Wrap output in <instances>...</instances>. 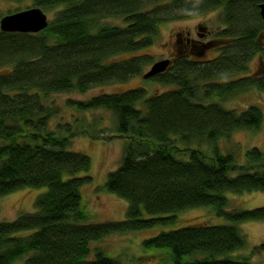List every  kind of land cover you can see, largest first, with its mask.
Masks as SVG:
<instances>
[{
    "label": "trees",
    "instance_id": "1",
    "mask_svg": "<svg viewBox=\"0 0 264 264\" xmlns=\"http://www.w3.org/2000/svg\"><path fill=\"white\" fill-rule=\"evenodd\" d=\"M6 1L58 10L39 33L0 31V198L25 188L47 189L35 199L33 213L0 222V264L22 259L23 264H119L100 250L91 255V243L171 225L177 213L202 207H213L230 224L161 232L141 244L161 252L142 261L253 264L247 256H233L245 247L236 225L264 221V206L224 212V195L264 192V141L262 148L244 152L242 165L232 153L221 154L216 143L262 126L259 108L237 113L218 101L250 88L264 92V68L259 77L233 78L245 74L255 57L264 66L259 9L264 0ZM216 10H221L223 28L215 39L186 45L178 38L184 48L163 73L149 79L170 90L148 96L136 88L67 101L79 113L111 112L117 136L128 140L119 167L104 185L126 201L125 219L87 224L79 189L91 179L77 175L88 173L90 160L68 150L71 140L86 131L68 123L50 129L60 108L47 106L43 98L128 81L151 63L147 55L135 53L152 46L159 24ZM107 19H120L123 26H97ZM122 55L130 56L116 59ZM20 232L30 234L17 236Z\"/></svg>",
    "mask_w": 264,
    "mask_h": 264
},
{
    "label": "rangeland",
    "instance_id": "2",
    "mask_svg": "<svg viewBox=\"0 0 264 264\" xmlns=\"http://www.w3.org/2000/svg\"><path fill=\"white\" fill-rule=\"evenodd\" d=\"M30 1L10 2L0 0V18L18 11L32 8ZM55 10L43 11L50 21L55 15ZM98 27L123 26L120 19L101 20ZM221 10L205 13L189 19L168 21L159 24L156 38L149 48L135 54H145L151 58V63L144 65L139 74L121 84H109L95 86L85 93L66 92L51 94L43 98L47 106L56 105L60 108L59 114L51 119L49 128L53 129L58 124L68 123L74 130L84 129L86 133L77 134L68 147L71 152L85 155L90 160V169L87 174H79L77 177L88 176L91 181L80 187V204L88 215L87 224H99L104 222H120L125 219L127 209L126 201L110 194L105 189L108 173L116 170L120 163L128 140L118 137L115 131V118L106 110H94L76 112L73 107L67 106V101L85 102L99 94H111L129 89L143 88L148 96L170 90L172 87H164L154 81L144 79L143 75L157 61L168 59L172 61L174 54L184 44L178 43L186 39L203 44L215 39L222 29ZM191 45V44H190ZM207 50V49H205ZM204 50V51H205ZM130 55H122L116 59L126 58ZM210 57L211 55H207ZM264 66L259 58L255 57L249 64L245 74H239L233 78L244 76L259 77L263 73ZM201 99V98H199ZM215 100V99H214ZM207 100L205 102H211ZM218 101V100H217ZM221 106L237 113L244 111L249 106H255L263 113V123L259 131H237L231 134L229 139L220 140L216 147L221 154L232 153L238 165L244 163V152L250 148H262L264 141V92L250 88L246 92L225 101H218ZM95 137V138H94ZM183 159L186 158L182 157ZM46 188H25L12 192L0 198V222L13 221L21 214L35 211V199L46 192ZM227 205L224 212L233 210H251L264 206V192H250L239 195L226 193ZM147 218V216H144ZM230 224L222 216L218 215L213 207L189 209L176 214V221L171 225L153 227L124 234H112L91 243L90 253L100 250L103 254L119 264H152L143 262L152 254L161 251L144 249L141 244L144 240L152 238L161 232H168L192 225H227ZM240 234L245 239V247L233 253L239 258L247 256L253 264H264V249L257 248L264 244V221H248L237 224ZM30 232H20L17 236H27ZM24 259L14 264H23Z\"/></svg>",
    "mask_w": 264,
    "mask_h": 264
},
{
    "label": "water",
    "instance_id": "3",
    "mask_svg": "<svg viewBox=\"0 0 264 264\" xmlns=\"http://www.w3.org/2000/svg\"><path fill=\"white\" fill-rule=\"evenodd\" d=\"M260 15L264 21V2L259 4ZM48 25L45 13L38 7L11 13L0 18V31L6 33L36 34ZM170 65V60H160L153 63L143 75L144 79L163 73Z\"/></svg>",
    "mask_w": 264,
    "mask_h": 264
},
{
    "label": "flooded vegetation",
    "instance_id": "4",
    "mask_svg": "<svg viewBox=\"0 0 264 264\" xmlns=\"http://www.w3.org/2000/svg\"><path fill=\"white\" fill-rule=\"evenodd\" d=\"M185 43H186V45H190V44L192 45L193 41L192 40H189V39H186L185 40Z\"/></svg>",
    "mask_w": 264,
    "mask_h": 264
}]
</instances>
